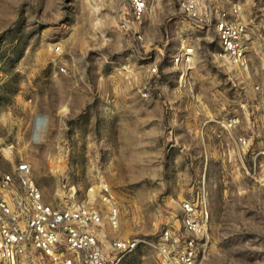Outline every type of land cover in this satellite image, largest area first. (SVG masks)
<instances>
[{"label": "rangeland", "instance_id": "obj_1", "mask_svg": "<svg viewBox=\"0 0 264 264\" xmlns=\"http://www.w3.org/2000/svg\"><path fill=\"white\" fill-rule=\"evenodd\" d=\"M236 4L248 67L221 60L214 26L179 0H148L141 38L122 27L128 0H0V172L29 161L60 206L107 183L121 221L101 233L140 241L124 264H165L161 231L205 186L204 264H264V0L218 2ZM182 45L194 58L175 103Z\"/></svg>", "mask_w": 264, "mask_h": 264}, {"label": "built area", "instance_id": "obj_2", "mask_svg": "<svg viewBox=\"0 0 264 264\" xmlns=\"http://www.w3.org/2000/svg\"><path fill=\"white\" fill-rule=\"evenodd\" d=\"M218 2L179 0V6L188 19L214 26L221 60L248 67L250 32L242 5L220 7ZM128 3L129 16L123 19L122 27L141 38L148 0ZM193 58L194 47L188 45H182L172 57L179 72L175 103L187 87L186 66ZM152 71L158 72V67ZM240 121L234 115L218 118L217 124L228 130ZM240 142L250 144L245 137H240ZM206 193L203 186L196 197L185 199L177 219L179 225L173 223L161 231L156 247L165 264L205 263L210 219ZM120 221L118 202L107 183L94 185L82 199L60 206L45 200L29 161L21 160L12 171L0 172V264H124L138 248L139 239L101 233L103 228L118 230Z\"/></svg>", "mask_w": 264, "mask_h": 264}]
</instances>
